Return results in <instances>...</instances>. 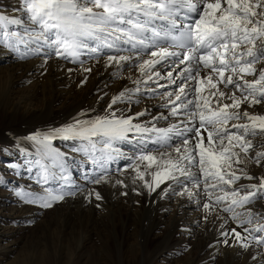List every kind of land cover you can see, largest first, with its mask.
I'll return each mask as SVG.
<instances>
[{"label": "snow or ice", "instance_id": "6c2138e0", "mask_svg": "<svg viewBox=\"0 0 264 264\" xmlns=\"http://www.w3.org/2000/svg\"><path fill=\"white\" fill-rule=\"evenodd\" d=\"M16 11L23 15L0 14V49L20 59L47 47L49 55L79 63L84 72L92 69L83 67V56L97 62L103 56L106 67L129 64L139 71L130 77L134 87L113 95L103 114L83 113L31 137L42 146V158L61 169L60 179L69 180L65 154L52 149L51 141H77L75 150L96 169L91 184L127 188L108 167L126 158L130 163L118 171L130 170L133 185L139 181L152 193L167 184L163 195L173 189L198 203L202 198L204 219L215 214L222 221L219 243L264 248V209L255 208L264 202V150L253 143L264 136V114L256 111L264 104V0H21ZM148 96H159L167 112L131 111ZM161 120L167 125L158 126ZM125 142L139 145L134 155L124 157L117 145ZM42 171L38 183L46 186L56 173L48 164ZM17 195L50 209L76 192L44 187ZM92 197L103 200L96 188L85 199ZM230 222L235 227H227Z\"/></svg>", "mask_w": 264, "mask_h": 264}, {"label": "rangeland", "instance_id": "374dc122", "mask_svg": "<svg viewBox=\"0 0 264 264\" xmlns=\"http://www.w3.org/2000/svg\"><path fill=\"white\" fill-rule=\"evenodd\" d=\"M15 1L18 6H10L9 0H0V14L12 17L9 15V11L18 9L21 2V0ZM10 30L19 29L17 26H10ZM86 112L76 109L70 112L66 118L73 122L74 118ZM87 116L89 115L87 114ZM87 116L82 118H87ZM24 126L29 131H33V127L27 121ZM33 136L37 135L15 137L14 134L11 136L10 133H7L5 137H0V264H92L93 262L96 264H185L189 261V264H198L199 260L202 259V263L205 262L203 264H264V255H261V253H264V248L253 247L245 251L239 247H227L219 243L223 239L220 235L221 230L218 225L213 224L211 215L208 216L207 221L205 219L202 220L201 217L207 215L203 209L202 213L196 210L188 214L190 217L200 218V223L193 228V225L182 229L179 227L177 233H173L169 221L170 216L173 214L174 206L177 204L176 197H169L163 200V203H166L163 205H169L167 207V215L161 216V211L157 213L160 223L154 232L158 237H164L168 231L172 232L174 236L172 235L171 240L165 241L164 245H152L148 255L145 251L143 252L148 233L146 230L148 226L145 227L147 224L145 217H147V214L155 216L152 214L153 212L146 214L148 210L145 211L142 208V212L146 214L143 216L144 218L141 217L142 221L137 218L126 219L124 223H121L122 227L119 224L110 223L111 218H108L111 211L121 213L119 211L123 210L124 205L119 202L120 197L126 200L132 196L127 191V195L121 194L124 192L120 189L125 190V187L119 185L109 187L101 184L93 185L90 188L89 185L87 189L77 192L75 196H66L62 202L54 204L50 209H43L24 203L17 195L20 191L41 192L44 187L67 191L68 188H71L59 178L61 169L51 166V160L42 158V146L31 139ZM263 140L264 136H257L253 140L257 150H264L260 149V145L264 144ZM62 143L64 145L56 143L57 145H51V147L65 154L66 167L75 165L74 167L80 169L81 165L88 166L90 164V160L86 159L84 153L80 152L78 154L74 152V145L78 143L77 141H63ZM68 144H71L74 150L63 148ZM138 146L133 152L136 151ZM252 154L254 155V153ZM44 164H48L50 171L56 173L55 178L49 177V182L46 186L38 183L43 174L42 165ZM125 165V163H122L121 168ZM88 175L81 177V171L79 170L75 175L76 177L72 178L74 180L73 183H84ZM95 186L96 190L100 191L103 196V200L96 201L92 197L91 202H89L85 199V196ZM134 186H137V183ZM158 191L160 192L159 188L152 193L148 191L146 194L141 195L143 198L134 196L133 201L129 200V204L130 206L137 205V207H142L141 202L144 199L147 202V196H150L151 205L153 201L162 202V199L158 197ZM97 204L100 207H97ZM109 204L112 209L110 208L111 210L109 209L108 211ZM255 208L257 210L264 209V202L258 203ZM105 213L109 216L107 217ZM200 213L203 215L201 216ZM137 223L138 228L135 226ZM91 224L94 225L92 226ZM166 224L167 226L169 224L170 227H167ZM227 227H235V224L230 222ZM114 238H118L117 243L112 241ZM133 239L137 242L138 258L137 256L135 257V253L129 252L128 249V245L131 246ZM122 240H127L126 244ZM140 242L142 243L140 244ZM218 247L219 249L217 250L216 248ZM214 254L216 256H213ZM254 255L256 259H253ZM212 256L215 257L213 261L211 260Z\"/></svg>", "mask_w": 264, "mask_h": 264}, {"label": "bare ground", "instance_id": "6f19581e", "mask_svg": "<svg viewBox=\"0 0 264 264\" xmlns=\"http://www.w3.org/2000/svg\"><path fill=\"white\" fill-rule=\"evenodd\" d=\"M9 1H10L9 3L10 6L11 5L18 6L15 0H9ZM9 15L12 17L13 16L21 17L23 13L12 9L11 11H9ZM31 47L35 48V45H31ZM23 50L24 48L21 45V51ZM50 51H51L50 49L45 47L39 53L31 54L26 59H20L19 53H8L0 49V128H2L0 131L1 138L5 137L7 133H10L11 136L12 134H14L15 137L24 136V135H33V134L41 135L47 133L52 129L60 128L62 126L72 123V121L67 120L68 118L66 117L68 116V114H70V112H73V110L76 109L87 111L86 113L91 117H94L97 114H103L104 109L107 107L113 95L117 94L124 87H128V88L134 87L130 77L135 78L139 76L138 69H136L134 66L129 64H125L123 68L120 70H118L115 65H113V67H106V58L103 56H101L99 62H97L96 59H90L88 56L81 57L82 60L86 61L83 64V67L85 68L90 67L92 69L91 72H84L79 63H70L63 58H57L55 55H49ZM69 69H72V71H69ZM85 77H87V80L82 84L81 82L85 80ZM249 79H251V77ZM160 83H166V81H160ZM152 87H155V85H152ZM166 90L168 89H160L159 91L163 92ZM163 103L164 101L159 96L155 98L148 96L147 98L143 99L138 106H134L131 111L138 112L144 108H148L153 114L159 112L166 113L167 109L162 107ZM117 107L124 108L125 105H118ZM249 111L251 112L253 111V109H249ZM256 111L264 114V104L257 106ZM127 114H131V113H127ZM144 119H147V117L141 118V120ZM26 121L33 127L32 132L24 128L25 127L24 123ZM167 123L168 121L161 120L158 126L163 127L166 126ZM63 141L69 142L71 140L55 138L51 141V145H55L56 143H60V145H64L63 143L61 144V142ZM117 146L121 148V151L124 153V157H129L132 156L133 153H135L133 152V150H135L137 145L134 143L125 142ZM63 148L67 150H74V148L71 147V144L65 145ZM74 152H77L78 154L80 153L76 150H74ZM86 159L90 160L87 156ZM122 163L123 164L125 163L127 165L130 163V161L122 157L118 160L111 162L108 165V167L112 172L113 180L124 179L125 183L128 184V187L125 188V190L124 189L123 190L120 189V190L122 192L127 191L132 196L126 200L121 197L119 198L120 199L119 202H122L124 205L123 210L119 209L120 210L119 212L121 213H116L115 211H111L110 216L108 215L109 217L107 216L106 213L105 214L108 218H111L110 223H113L114 225L119 224L122 227L121 223H124L126 219L137 218L139 221H142L141 217L145 216L148 212H153L152 214H154L155 216L152 215L149 216L147 214V217H145L147 221L145 227L148 226L146 229L148 233L146 232L147 241L145 245L142 244L144 245L143 252L145 251L146 254L148 255L150 252L149 249L152 247V245L154 244L164 245L165 241L167 242L168 239L171 240V238L174 236L173 235L174 232L177 233L179 227L182 229L183 227L186 228V226L193 225L192 226L193 228L196 224L200 223L201 221L200 218L190 217L188 214L196 210L197 211L199 210V212L202 213L201 203L203 202V199L201 198V202L198 203L195 197L189 199L187 195L180 196L174 194L173 189H169L167 195H163L161 193V189L166 188L168 186L167 184H161L159 188L160 192L158 191L159 192L158 197L159 199H162V202L153 201L151 205L150 196H147L146 197L147 202H145V199L144 201L141 202L142 207L141 206L137 207V205L130 206L129 204L130 199L131 201H133L134 196L136 197L139 196L143 198L141 195L146 194L148 190L145 189L142 186L141 182L139 181H137V186H134L131 183V180L128 179V177L132 175L131 171L127 173L123 172V174H120L124 168V166L121 168ZM74 166L72 165V167H66V172L64 174L68 175L69 180L68 181L62 180L66 185L71 186V188H68L67 191H75L77 193L84 191L89 187V185L91 188L93 184L89 182V178L96 171L95 167L92 164V161L90 160V164H88V166L81 165L80 169ZM249 168L253 172L256 173L261 172V169L255 167V165H250ZM118 169L121 171H118ZM79 170L81 171V177H84L86 174L89 175L86 176L84 183H73L74 180L72 178L76 177L75 175ZM76 182L78 181L76 180ZM245 182L248 183V181H241V183H245ZM105 185H108L109 187H115L111 183ZM133 188H135L136 191H133ZM176 191H179V189H176ZM137 192H141V193L137 194ZM169 197L177 198L176 199L177 204L175 203L176 205L174 206L173 214L172 216H170V221H169L170 225L172 226L171 231H173V233L168 231V233H165L164 237H158L156 236V233L154 234L160 223L157 218V213L161 211L162 212L160 213L161 216H164L167 213L168 211L167 207L169 205L168 206L163 205L166 204L163 203V200L168 199ZM110 208L111 207L109 204L108 211ZM142 208H144L145 211L148 210L146 211V214L145 212L144 213L142 212ZM201 213L200 215L202 216L203 214ZM204 217H201L202 220H204ZM211 219L213 224L215 223L218 226L220 225V223H222V221L217 220L215 218V214L211 215ZM135 226L138 228V223ZM167 227H170L169 224ZM112 241L117 243L116 241H118V238H114L112 239ZM122 241L125 244L127 242V240L125 241L122 240ZM141 243L142 242H140V244ZM136 244L137 242L133 239L131 246L128 245V249L129 252L135 253V257L137 256L138 258L139 254L136 248L137 247ZM216 249L218 250L219 247ZM213 256H216V254H214ZM213 256L211 258L212 261L215 259V257ZM202 260H199L198 264H201ZM94 263L95 262H93L92 264ZM189 263L190 261L185 264H189Z\"/></svg>", "mask_w": 264, "mask_h": 264}]
</instances>
